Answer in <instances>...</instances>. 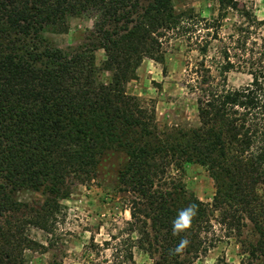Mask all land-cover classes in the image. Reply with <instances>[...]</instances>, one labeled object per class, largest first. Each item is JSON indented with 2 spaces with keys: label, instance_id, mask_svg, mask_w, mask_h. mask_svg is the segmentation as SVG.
<instances>
[{
  "label": "trees",
  "instance_id": "16d2710c",
  "mask_svg": "<svg viewBox=\"0 0 264 264\" xmlns=\"http://www.w3.org/2000/svg\"><path fill=\"white\" fill-rule=\"evenodd\" d=\"M218 4L249 28L264 26L238 0ZM189 17L175 14L173 0H0V264H26L25 252L42 248L30 228L53 234L69 182L92 180L112 155L124 159L116 190L129 196L130 235L111 264H132L134 249L151 264H194L220 241L212 221L238 240L251 225L256 241H238L243 264H264V45L248 53L242 37L236 48L248 57L236 65L225 53L216 76L200 63L204 75L190 85L196 128L160 131L126 92L144 59L163 61L162 39ZM73 18L93 20L83 43L54 47L45 34L66 32ZM243 67L251 82L229 89L227 74ZM191 165L214 181L212 204L187 193L179 176ZM22 190L48 199L21 216ZM191 202L199 208L191 229L173 235ZM185 236L190 246L171 254Z\"/></svg>",
  "mask_w": 264,
  "mask_h": 264
},
{
  "label": "rangeland",
  "instance_id": "374dc122",
  "mask_svg": "<svg viewBox=\"0 0 264 264\" xmlns=\"http://www.w3.org/2000/svg\"><path fill=\"white\" fill-rule=\"evenodd\" d=\"M239 9L264 20V0H238ZM176 15L188 18L184 24L169 32L162 39L163 61L144 59L136 71V78L126 86V92L136 97L140 104L153 111L159 130L190 129L198 127L197 94L190 85H196L197 77L204 75L200 63L217 75V67L223 63L225 53L236 65L247 58L237 41L247 37L246 51L256 52L264 45V26L249 25L237 11L221 12L218 0H173ZM185 21V19H184ZM93 20L73 18L64 33H46L45 37L57 48L66 50L83 43ZM247 30L248 33L241 31ZM207 53L202 54V49ZM98 60L103 59L97 52ZM243 65V64H240ZM251 82L246 68L227 74V87L237 89ZM122 157L105 158L93 179L84 185L70 181L71 194L61 202L62 215L58 218L53 234L32 227L29 237L42 246L37 251L25 252L26 264H111L116 248H123L129 237L127 222L130 220L129 196L116 190V176ZM179 176V175H178ZM187 193L199 201L212 204L215 184L208 172L191 165L180 173ZM40 194L38 196L37 194ZM41 196L43 199H41ZM48 196L43 191L22 190L16 200L23 205L21 216L32 209H40ZM214 232L220 241L214 248L197 259L194 264H243L245 256L238 241L254 243L257 239L252 226L242 232L241 238L227 237L222 228L212 221ZM136 238V234H131ZM132 264H151L147 255L133 250Z\"/></svg>",
  "mask_w": 264,
  "mask_h": 264
},
{
  "label": "clouds",
  "instance_id": "9594fccd",
  "mask_svg": "<svg viewBox=\"0 0 264 264\" xmlns=\"http://www.w3.org/2000/svg\"><path fill=\"white\" fill-rule=\"evenodd\" d=\"M40 196V194H37ZM41 199L43 197L41 196ZM198 204L195 202L188 203L186 206L182 207L175 219L172 221L173 235L181 234L187 232L191 229L194 219L198 215ZM191 241L185 236L180 240L179 244L174 250H170L171 254L179 255L182 254L186 248L190 246Z\"/></svg>",
  "mask_w": 264,
  "mask_h": 264
}]
</instances>
